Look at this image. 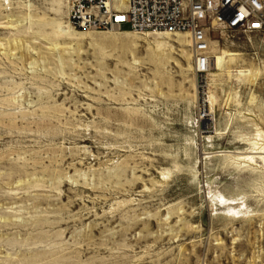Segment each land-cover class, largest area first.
Segmentation results:
<instances>
[{"label":"rangeland","instance_id":"rangeland-1","mask_svg":"<svg viewBox=\"0 0 264 264\" xmlns=\"http://www.w3.org/2000/svg\"><path fill=\"white\" fill-rule=\"evenodd\" d=\"M67 17L0 0V264H264V166L227 154L264 110V40L211 31L235 57L200 76L185 35Z\"/></svg>","mask_w":264,"mask_h":264},{"label":"built area","instance_id":"built-area-1","mask_svg":"<svg viewBox=\"0 0 264 264\" xmlns=\"http://www.w3.org/2000/svg\"><path fill=\"white\" fill-rule=\"evenodd\" d=\"M66 3L68 22L77 30L188 33L204 66L200 75L208 62L211 31L239 32L264 40V0H66Z\"/></svg>","mask_w":264,"mask_h":264},{"label":"bare ground","instance_id":"bare-ground-1","mask_svg":"<svg viewBox=\"0 0 264 264\" xmlns=\"http://www.w3.org/2000/svg\"><path fill=\"white\" fill-rule=\"evenodd\" d=\"M121 1L124 2L126 0H121ZM64 3L66 5L67 10L69 11L66 0H64ZM55 4H56V7L59 8L60 6L59 2H55ZM68 25H69L68 27L70 28L71 25L69 24V22H68ZM74 30H77V29H74ZM79 31L101 32V31H95V30H79ZM106 32H114L116 34L126 33V35H129L130 33H132L128 30H125V31H111L110 30ZM142 34H147V32H144ZM154 35H165V36L185 35L190 43L194 71L196 72L197 75H200L199 73L201 72L200 69L203 68L204 66L203 67L201 66L200 61L197 58L198 56H196V52L198 51L197 50H195L196 52L194 51V48L192 46V41L189 39L190 35L188 33L187 34H182V33L170 34L167 32H155ZM208 45H209V49H208V53L206 54L208 62H207V65L205 66L204 72L202 71L203 73H201L200 76L202 75L207 76V74H209L211 64L214 60L219 67L224 57H228L230 59L235 57V55L233 54H226L225 52L219 51L218 50L219 48L217 47V43L211 41L210 39H209ZM236 75H238L240 78L244 80L250 81V80H255L258 76V73L246 70V71H237ZM246 120L253 130V132L248 136V138L244 140V143L247 146V148L244 149L243 151L230 152L227 154L232 159V161L235 162V164H237L239 167L259 170L260 167L262 168L260 164L264 166V110L262 111L261 114H258V116H256L254 119L250 118Z\"/></svg>","mask_w":264,"mask_h":264}]
</instances>
